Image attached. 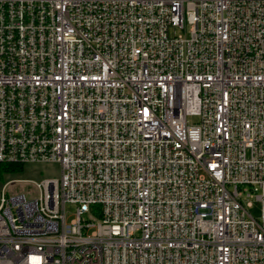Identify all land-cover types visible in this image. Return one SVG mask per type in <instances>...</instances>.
Instances as JSON below:
<instances>
[{
  "label": "built area",
  "instance_id": "obj_1",
  "mask_svg": "<svg viewBox=\"0 0 264 264\" xmlns=\"http://www.w3.org/2000/svg\"><path fill=\"white\" fill-rule=\"evenodd\" d=\"M42 163L0 264H264V0H0V164Z\"/></svg>",
  "mask_w": 264,
  "mask_h": 264
},
{
  "label": "rangeland",
  "instance_id": "obj_2",
  "mask_svg": "<svg viewBox=\"0 0 264 264\" xmlns=\"http://www.w3.org/2000/svg\"><path fill=\"white\" fill-rule=\"evenodd\" d=\"M58 165L55 163H42L33 165H11L0 168V187L5 183L12 180H19L12 182L6 189L10 192L22 193L25 196H35L36 189L30 182L25 181L31 179L32 181L38 182L43 178H58ZM71 206H67L66 218L69 221L72 216ZM248 211L253 217L259 215V204L252 201ZM93 218H96V213H90Z\"/></svg>",
  "mask_w": 264,
  "mask_h": 264
},
{
  "label": "trees",
  "instance_id": "obj_3",
  "mask_svg": "<svg viewBox=\"0 0 264 264\" xmlns=\"http://www.w3.org/2000/svg\"><path fill=\"white\" fill-rule=\"evenodd\" d=\"M11 165H14V164H0V168L6 167V166H11Z\"/></svg>",
  "mask_w": 264,
  "mask_h": 264
}]
</instances>
